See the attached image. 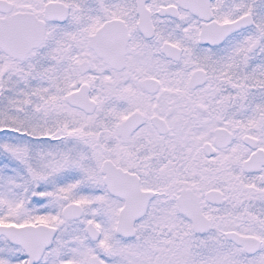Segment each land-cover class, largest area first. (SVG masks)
Here are the masks:
<instances>
[{
  "label": "snow or ice",
  "instance_id": "obj_1",
  "mask_svg": "<svg viewBox=\"0 0 264 264\" xmlns=\"http://www.w3.org/2000/svg\"><path fill=\"white\" fill-rule=\"evenodd\" d=\"M0 264H264V0H0Z\"/></svg>",
  "mask_w": 264,
  "mask_h": 264
}]
</instances>
